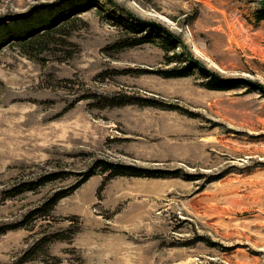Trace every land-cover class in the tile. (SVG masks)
Returning a JSON list of instances; mask_svg holds the SVG:
<instances>
[{"label":"rangeland","instance_id":"obj_1","mask_svg":"<svg viewBox=\"0 0 264 264\" xmlns=\"http://www.w3.org/2000/svg\"><path fill=\"white\" fill-rule=\"evenodd\" d=\"M111 1L185 54L168 60L157 35L115 44L134 34L104 0L73 13L66 0H0V224L22 225L0 234V264H264V0ZM185 55L232 86L207 88L198 68L162 76Z\"/></svg>","mask_w":264,"mask_h":264},{"label":"trees","instance_id":"obj_2","mask_svg":"<svg viewBox=\"0 0 264 264\" xmlns=\"http://www.w3.org/2000/svg\"><path fill=\"white\" fill-rule=\"evenodd\" d=\"M101 0H81L79 1L80 3H77L73 6V2L74 0H66L67 5L66 7H64V10L67 8H71V6H73L72 9H70L71 11L68 12H75L78 11L79 8H81L84 4L85 5H93V4H97V2H100ZM106 3L108 2L114 11H116L118 14H120L121 16H124L126 21L124 23V26L127 30L133 32V37H129V38H125V40H120L117 41L115 44L120 45L121 43H127L129 45H136V44H141L144 43L145 41H150L152 40V37L154 36H158L160 37L159 39L161 40V45L163 46L165 51H171L173 52L171 56H168V60H172V59H177L180 58L182 56V54H185L183 51H180L178 53L174 52L175 48L177 46H180L179 43L180 41L175 38L173 35H171L169 32H167L166 30H164L163 28L152 24V23H148V22H144L141 21L137 18H135L133 15H130V13H128V11L123 10L122 8H118L115 7V4L111 1V0H104ZM78 9V10H77ZM43 10V9H41ZM39 10L38 12H45V11H49L47 9L41 11ZM262 11H260L261 13H264V9H261ZM55 12V11H54ZM37 13V12H36ZM55 14V13H54ZM42 16V15H41ZM58 16V13H57ZM60 16V15H59ZM62 18L65 17L64 15L61 16ZM260 18H264V15H261ZM26 20V19H23ZM33 22H41L43 20V17H37L35 16V18L33 17ZM21 20H19L18 22H20ZM1 24V23H0ZM3 26L1 25V28ZM145 32V33H144ZM138 34V35H137ZM43 35V34H41ZM31 42V41H30ZM184 48V45H181ZM121 47H124L121 45ZM184 62L186 61L185 65H183L182 67H173L170 69H164L163 71H161L162 76L164 77H181V76H187L190 75L192 73V71L195 68L200 69L201 74L208 78L207 83H206V87L210 88V89H227L230 88L229 84V80H225L223 78H220L218 75H215L213 72L211 71H206L202 66L198 65L197 62H195L194 60H192L189 56L185 55V58H183ZM99 96V95H98ZM101 97H99L100 99ZM112 98V99H111ZM114 97H110V98H104L105 101L110 102V101H117V100H121L119 102H123L125 103L126 101H122L124 99H119L120 97L113 99ZM110 100V101H109ZM146 104H157L154 103V101L150 100V101H146ZM102 163V167L104 170L106 169H110L111 173L114 175H130V176H143V177H166V176H177L178 173L176 171L173 170H154V169H149V168H142V167H137V166H132V165H122V164H117V163H111V162H106V161H101ZM68 174H70L67 171H55V172H48V173H41L39 175H37L36 177H34L33 179H25V180H21L18 183H16L15 185H13L11 187V189L9 191H11L12 196L20 194L22 192H26V191H35L37 188L42 187L50 182H53L54 180L57 179H63L65 178ZM93 174V170H89L87 171L85 174H83V177L81 178V180L73 187L67 189V190H60L58 192H55L54 194H52L45 202L44 204L39 208H36L33 212L30 211L28 213V216H34V214H38L39 212H44V214H46L45 212H49L50 210L53 209V207L55 206V204L57 203V201L66 196L67 194H69L70 190H72L73 188H75L76 186H78L81 182L87 180L91 175ZM184 178H187V174L183 175ZM190 178V176H189ZM48 215V214H46ZM22 225L21 223H6V224H0V234L5 233L8 230H13V229H17L20 228ZM39 242V241H38ZM37 245V243H36ZM29 250L26 251L23 255L24 257H22V260H26V258L29 255Z\"/></svg>","mask_w":264,"mask_h":264}]
</instances>
